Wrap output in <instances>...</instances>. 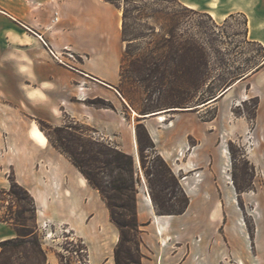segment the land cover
I'll return each instance as SVG.
<instances>
[{"label": "crops", "instance_id": "crops-1", "mask_svg": "<svg viewBox=\"0 0 264 264\" xmlns=\"http://www.w3.org/2000/svg\"><path fill=\"white\" fill-rule=\"evenodd\" d=\"M201 9L222 33L241 16L244 43L264 49L257 19L264 17V0H202ZM120 11L104 0H0V189L9 188L12 174L34 199L37 225L46 223L56 233L67 227L87 247L98 246L87 264H115L112 254L103 253L118 241L107 207L35 124L60 126L70 117L89 125L131 154L140 172L136 120L188 198L182 213L158 214L142 180L136 197L140 264H264V59L193 105L139 113L116 88L124 49ZM95 97L114 109L86 103ZM254 97L252 123L233 113ZM249 133L256 142L246 157L257 173L253 188L238 194L228 143ZM16 236L0 221V243ZM48 260L59 264L55 255Z\"/></svg>", "mask_w": 264, "mask_h": 264}, {"label": "rangeland", "instance_id": "rangeland-1", "mask_svg": "<svg viewBox=\"0 0 264 264\" xmlns=\"http://www.w3.org/2000/svg\"><path fill=\"white\" fill-rule=\"evenodd\" d=\"M128 1L127 36L123 41L121 64L125 71L123 81L119 82L116 88L139 113H149L164 106L193 105L208 97L211 92L216 93V89L233 75L255 66L264 59V49L259 44L244 43L241 16L229 21L222 33L213 29L210 19L202 11V0ZM185 1L193 3L195 9L186 7L182 3ZM117 2L120 3L122 24V2ZM257 19L258 26L263 29L264 17L257 16ZM170 29L173 30V36L170 41H165L168 37L166 30ZM189 47L192 50H188ZM166 55L169 70L174 72L188 67L191 68L192 73L187 78L183 77L181 80L171 78L163 84L158 83V73L154 74L150 84L135 77L134 64L141 66L142 69L138 76L142 78L147 74V66L154 67L156 64L162 66L163 62L160 60ZM82 58V56H75V62H81ZM155 61L156 64H153L152 62ZM201 90L204 93L200 94ZM196 94H198L197 100L195 99ZM257 105L258 98L254 97L234 106L232 111L235 115H245L252 123L255 119ZM121 111L124 112L126 118L129 117L125 110L121 109ZM69 121L73 120L66 117V122ZM76 122L81 124L82 131L93 139L115 146L114 142L104 140L89 125ZM136 124L135 120V126ZM86 128L90 130L87 131ZM255 142L256 139L249 133L230 140L228 143L229 148L230 145L232 148V152L229 150L232 159L230 174L241 187L251 184L257 173L254 165L246 157V149ZM144 155L146 156L145 166L149 168L154 163V154L150 150H145ZM140 169L139 172L135 168L138 177L137 188L145 179L141 166ZM3 190L6 189H0V214L8 215L9 219L16 210V205L12 200L13 197L4 194ZM176 192L180 196L178 188ZM240 205L242 206L241 202ZM247 221L250 224L248 219ZM36 227L35 237L19 239L6 245L3 254L0 255L1 264H50L48 258L54 255L58 261L61 259L62 264H87L88 253L91 258H95L98 254V246L90 243L87 247L82 239L74 235L67 227H59L57 233L49 226L42 229L36 223ZM47 233L50 234L47 236ZM80 247L81 249H78ZM76 249H78L77 252L74 251ZM103 253L104 258L110 254L113 256V250L109 252L105 249Z\"/></svg>", "mask_w": 264, "mask_h": 264}, {"label": "trees", "instance_id": "trees-1", "mask_svg": "<svg viewBox=\"0 0 264 264\" xmlns=\"http://www.w3.org/2000/svg\"><path fill=\"white\" fill-rule=\"evenodd\" d=\"M104 1L109 2L118 9H120V3L117 1L122 2L121 38L122 41L126 40L129 14L127 5L129 1ZM166 33L168 37L165 38V41H170L173 36V30H166ZM188 50L192 49L189 47ZM160 62H163L162 66H158L156 61L152 62L156 64L154 67L147 66V74L142 78L138 76L142 68L136 63L133 65V73L138 80L148 82L149 84L155 73L159 75V84H163L171 78L181 80L183 77L187 78L192 73L191 68L188 67L174 72L169 70L167 66V55ZM124 71L125 69L121 65L119 73L120 82L123 81ZM87 104L96 108L114 109L111 102L99 97L87 100ZM35 125L41 133L43 132L50 145L65 155L78 169L88 185L98 192L101 200L107 207L110 222L118 231V241L113 249L114 263L140 264L141 258L143 257L140 250L142 230L140 229L141 224L138 222L136 214L138 177L136 176L133 156L121 151L116 146L93 139L82 131L83 127L81 124L74 121L65 122L60 126H53L46 121L37 120ZM86 130L89 131L90 129L86 128ZM135 134L140 166L143 169L146 184L156 212L158 214L182 213L188 204V198L180 189L177 177L156 152L155 146L146 129L139 122L135 126ZM231 149L230 145V152H232ZM145 150H150L154 154V163L149 168L145 166ZM232 179L238 194L253 188L252 182L246 187H241L233 176ZM8 180L9 188L3 190V193L9 197H13L12 200L16 205V210L9 219L8 215L0 214V221L8 223L13 227L17 236L15 239L0 243V255L3 254L7 244L14 243L19 239L23 240L27 237H35L37 231L36 206L33 197L24 187L15 181L12 174L8 176ZM176 188H178L180 196L177 194ZM240 202L241 200L239 198V204ZM246 223L251 233V225L248 221ZM78 249H81V247ZM78 249L74 251L77 252ZM39 252L42 254L40 250ZM59 264H62L61 259H59Z\"/></svg>", "mask_w": 264, "mask_h": 264}, {"label": "built area", "instance_id": "built-area-1", "mask_svg": "<svg viewBox=\"0 0 264 264\" xmlns=\"http://www.w3.org/2000/svg\"><path fill=\"white\" fill-rule=\"evenodd\" d=\"M40 227H42V229H46L47 224L46 223H42ZM48 234H50V233H47L46 235L48 236Z\"/></svg>", "mask_w": 264, "mask_h": 264}, {"label": "bare ground", "instance_id": "bare-ground-1", "mask_svg": "<svg viewBox=\"0 0 264 264\" xmlns=\"http://www.w3.org/2000/svg\"><path fill=\"white\" fill-rule=\"evenodd\" d=\"M121 12V11H120ZM160 120H162L163 119V117L162 116H160V118H159Z\"/></svg>", "mask_w": 264, "mask_h": 264}]
</instances>
